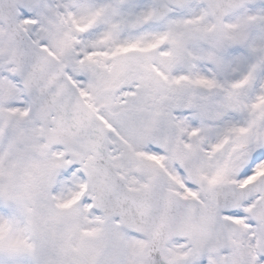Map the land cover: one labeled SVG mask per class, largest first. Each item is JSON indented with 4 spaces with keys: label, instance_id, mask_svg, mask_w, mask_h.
Returning <instances> with one entry per match:
<instances>
[{
    "label": "snow or ice",
    "instance_id": "1",
    "mask_svg": "<svg viewBox=\"0 0 264 264\" xmlns=\"http://www.w3.org/2000/svg\"><path fill=\"white\" fill-rule=\"evenodd\" d=\"M0 264H264V0H0Z\"/></svg>",
    "mask_w": 264,
    "mask_h": 264
}]
</instances>
